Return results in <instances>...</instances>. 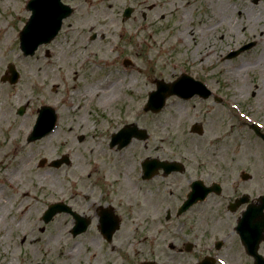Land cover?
I'll return each mask as SVG.
<instances>
[{"label":"rangeland","instance_id":"obj_1","mask_svg":"<svg viewBox=\"0 0 264 264\" xmlns=\"http://www.w3.org/2000/svg\"><path fill=\"white\" fill-rule=\"evenodd\" d=\"M27 1L0 0V116H8L0 121V191L6 203L0 218V264L161 262L154 258V238L144 237L142 230L120 232L107 244L94 237L93 230L72 237L66 215L59 214L48 224L41 220L49 204L57 201L87 206L112 198L130 204L132 217L152 216L150 210H139L148 187L132 181L138 163L148 156L181 161L191 167L190 173L196 167L213 171L212 180L222 182L225 196L197 207L195 213L206 214L212 202H225L233 191L264 193V142L250 128L257 123L264 132V0H65L74 7L73 15L51 43L24 57L18 36L30 16ZM214 2L225 3L231 11H219ZM127 7L133 13L124 19ZM236 10H242L241 24ZM94 33L97 37L90 40ZM251 41L256 44L250 50L225 58ZM125 60L130 64L124 65ZM8 64L19 76L14 84L1 81ZM182 72L204 81L222 103L214 97L171 96L159 113L145 112L155 80L171 82ZM101 76L106 79L104 87L113 84L114 100L106 106L98 105L99 92L86 95L87 87L101 90ZM42 105L56 110L57 128L28 143ZM20 106H26L23 115L17 114ZM132 123L149 133L146 146L134 140L123 151L134 168L107 176L114 169L108 159L115 156L106 151L109 135ZM194 123L203 125V135L189 131ZM62 155H68L69 166H49ZM42 158L47 163L40 167ZM241 172L252 179L242 181ZM106 176L116 182L112 190L98 183ZM162 205L167 208L168 202ZM186 222L193 223L189 217ZM196 222L205 239L215 231L209 225L224 232L234 219L230 215L217 222L207 218ZM128 224L129 219L125 228ZM189 234L182 230V242L191 240ZM235 239L231 252L239 249ZM202 248L179 255L178 264H193Z\"/></svg>","mask_w":264,"mask_h":264},{"label":"flooded vegetation","instance_id":"obj_2","mask_svg":"<svg viewBox=\"0 0 264 264\" xmlns=\"http://www.w3.org/2000/svg\"><path fill=\"white\" fill-rule=\"evenodd\" d=\"M149 135L143 141L144 143L148 141ZM132 145V144H131ZM130 145V146H131ZM129 146V147H130ZM146 146V143L144 144ZM106 151L110 152V154H114V159L111 161V165L114 169H109L106 173L107 176H110L115 171H118L124 168V172L129 173V168H134L132 164H127V160L125 157V152L123 150H118L117 148H112L107 143ZM119 155V156H118ZM146 158H155L161 160L158 157H146ZM145 158V159H146ZM144 160V159H143ZM141 162V161H140ZM139 165V170L133 176L132 181L134 183L142 182L144 187L147 186L143 192L144 195V205L140 206L139 210L141 211H151L152 216L147 218H137L132 217L129 212V206H124L125 203L117 202L114 198L109 199L107 201H102L99 204L88 203L85 206L84 203L75 201V203L69 204L66 203L69 207H71L73 212L78 213L80 216L84 217L88 220V225L86 230L81 235H85L93 230L94 237L97 236L103 242L107 243L103 236L107 234L109 227L113 228L114 226H118L117 230L113 234V238L123 231H132L138 233L139 230H142V234L144 237H153V244L155 246V251L157 255L154 257L156 259L161 260V262L156 261L155 259H151L152 261H156L159 264H178L179 255L183 253H190L192 250L197 247H203L200 250V254L202 256H198L196 261L193 264H197L201 259L205 256H210L215 258L214 264H253L254 259L247 255L245 251V247L241 242V238L236 231V226L241 219L243 213L249 208L250 205L257 204L258 195H252L249 192H237L233 191L232 194H228L227 196H231V198L226 199L225 202L215 201L212 202V207L206 209V214L195 213V210L199 206H204L212 201V199H219L222 196H225L222 182L218 180H212L213 171L207 168H202L201 170L196 167L194 171L191 173L188 171V166H183L182 171L171 172L165 174L162 169H159L152 175L151 177L144 178L142 169ZM200 170V171H199ZM121 172V171H120ZM192 172H194L192 174ZM191 175H188V174ZM137 175V176H136ZM107 176L100 180L98 183L102 184L103 187L109 188L112 190L113 185H115V180L111 178H107ZM127 177V176H126ZM173 179L175 182H167V180ZM201 180L202 184L207 188L214 186V184H218L219 188L208 193V195L201 202L194 203L191 205L186 211L183 213H179L182 203L185 201L188 193L191 190V185L194 181ZM245 182V181H244ZM245 195L243 204H235V200L237 198L243 197ZM169 199H174L177 201L176 204H173L169 201ZM168 202V207H162V203ZM162 205V206H161ZM231 206H233L231 208ZM143 207V208H142ZM136 208V205H135ZM214 209V211L212 210ZM127 211L128 215H123L121 211ZM137 211H139L136 208ZM213 211V212H212ZM68 221L67 232L70 234L72 227L74 226V219L71 214H65ZM233 216L234 222L226 231H217V227H213V225H209L210 229H215L212 232L210 238L200 237V234L197 232L198 225L196 220L207 218L208 221L217 222L227 218L229 216ZM188 217L191 219L193 223L187 224ZM129 219V223L127 228H125V221ZM263 219V218H262ZM261 218L253 221V224L262 227L263 220ZM208 226V225H207ZM105 230L106 232H103ZM152 230V231H151ZM182 230H188L189 235L191 236V240H186L182 242L181 233ZM200 232V231H199ZM130 233V232H129ZM197 235H199L197 237ZM168 236L169 238H166ZM239 245L238 252H231V246L233 245V239ZM95 241V239H94ZM113 241V239H112ZM160 242H162L160 244ZM108 244V243H107ZM189 244V245H188ZM131 245V244H130ZM190 246V247H187ZM113 248H116L113 245ZM243 254H241V252ZM258 252L260 255L264 257V240L259 244ZM234 253H237V258H234ZM239 254L241 256H239ZM232 261H231V260ZM235 261H234V260ZM150 260V259H149ZM128 264H133V261H127Z\"/></svg>","mask_w":264,"mask_h":264},{"label":"water","instance_id":"obj_3","mask_svg":"<svg viewBox=\"0 0 264 264\" xmlns=\"http://www.w3.org/2000/svg\"><path fill=\"white\" fill-rule=\"evenodd\" d=\"M254 3H257L258 0H253ZM27 10L31 11V16L20 33V48L24 54V56L33 55L38 46L44 43L50 42L57 34L61 27V22L63 18H66L70 13L71 9L61 3V0H30L26 7ZM131 9L128 8L124 12V16L127 18L130 16ZM254 44L251 43L249 45L244 46L239 51L232 52L228 57H233L239 54L241 51L250 48ZM9 72L11 76L8 77L11 83H15L17 80V74L13 68V66H9ZM6 79V78H3ZM157 90L149 93V99L145 106V110H151L152 112H159L168 97L172 95H177L181 98L188 99L191 96L198 94L203 98H207L209 96V92L206 91L205 87L198 82L193 81L190 77L186 75L180 76L173 83H164L163 81H156ZM24 108H20L19 114H22ZM56 115L52 108L50 107H42L39 110V116L37 122L33 128V131L28 139V141H35L40 139L41 137L48 134L55 127ZM256 134H258L264 140V134L259 132L257 127H252ZM193 132H197L199 134L202 133L201 126L194 125L192 127ZM141 132L137 131V128L134 126L126 127L122 129L118 134H115L112 139V144L119 143L120 147L125 146L129 143L132 137H137L139 139H143ZM65 157L61 160L52 162V165L59 166L64 162ZM45 160L40 161V166H43ZM166 173L174 169L179 164L173 162H162L159 164ZM143 166H151L153 165H143ZM244 179L247 178L246 175L243 176ZM200 183H193L192 192L189 194L188 200L185 202L183 206V210L189 207L192 203L197 201L198 199H203L206 193L209 190H201ZM200 191V192H199ZM211 191V189H210ZM204 192V193H203ZM203 193V194H202ZM260 205L256 210V213H260L264 210V196L260 199ZM64 211L62 204H53L43 215V221L48 223L52 217L59 212ZM253 214L254 211H247L246 215ZM78 218V216H75ZM262 218L264 216L262 215ZM116 229V228H115ZM115 229L111 230L108 233L107 239H111V234L115 231ZM237 231L241 236L242 242L245 245L247 252L256 258L255 264H264L263 259L257 254V246L258 243L263 239L261 235L264 231V227L262 229H258L257 226L251 225L249 221L243 223V221H239V225L237 227ZM80 233V230L76 228L73 232L74 235ZM145 264H153V263H145ZM202 264H209L207 260H204Z\"/></svg>","mask_w":264,"mask_h":264},{"label":"bare ground","instance_id":"obj_4","mask_svg":"<svg viewBox=\"0 0 264 264\" xmlns=\"http://www.w3.org/2000/svg\"><path fill=\"white\" fill-rule=\"evenodd\" d=\"M238 1H240V0H238ZM214 4H216V7L220 9L219 11H222L224 13H228L229 11H231V8L228 7L225 3L221 5L218 2H214ZM235 13H237L239 15V18H241V20H240V24H241L242 23V19H243V17L241 16L242 10H240V11L236 10ZM245 14H247V13H245ZM250 17L252 19V13L248 12V14L245 17V19L247 21H249ZM184 33H185V31L183 32V34ZM6 37H9V35L6 34ZM31 66L29 67L30 69L34 68V65H31ZM242 68L243 67H241V66L238 67L236 69V73H238V74L241 73ZM26 80H30L29 82H31L30 77H27ZM98 84L101 86V88H100L101 90L100 91L98 90L99 88L96 85H93L94 89H92V86L91 87H87V89H86V93L87 94L86 95L89 96V97H92V96H95L97 94V92H99L100 95H99L98 105L106 106L108 103H110V102H112L114 100V92L112 90L113 84L111 83L108 87H104L106 85V79L104 78V76L100 77ZM7 117L8 116H6V115L0 116V121L6 120ZM1 194H2V192L0 191V206H1V208H0V218L3 219V211L5 209L6 203H5V199H3L1 197Z\"/></svg>","mask_w":264,"mask_h":264}]
</instances>
